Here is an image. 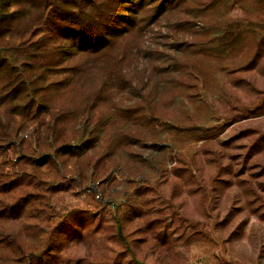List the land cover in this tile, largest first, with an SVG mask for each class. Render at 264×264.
I'll return each instance as SVG.
<instances>
[{
	"label": "rangeland",
	"instance_id": "obj_1",
	"mask_svg": "<svg viewBox=\"0 0 264 264\" xmlns=\"http://www.w3.org/2000/svg\"><path fill=\"white\" fill-rule=\"evenodd\" d=\"M0 264H264V0H0Z\"/></svg>",
	"mask_w": 264,
	"mask_h": 264
},
{
	"label": "trees",
	"instance_id": "obj_2",
	"mask_svg": "<svg viewBox=\"0 0 264 264\" xmlns=\"http://www.w3.org/2000/svg\"><path fill=\"white\" fill-rule=\"evenodd\" d=\"M33 1H35V2H41V3H43L44 2V0H33ZM82 3H84V6H88V4L86 3V1L85 2H82ZM170 3V2H169ZM85 13V12H84ZM83 13V14H84ZM251 26H254L253 24H251ZM92 30H94V32H92ZM91 32L92 33H99L100 32V30H98V29H91Z\"/></svg>",
	"mask_w": 264,
	"mask_h": 264
},
{
	"label": "built area",
	"instance_id": "obj_3",
	"mask_svg": "<svg viewBox=\"0 0 264 264\" xmlns=\"http://www.w3.org/2000/svg\"><path fill=\"white\" fill-rule=\"evenodd\" d=\"M95 198H100V194L99 193H95Z\"/></svg>",
	"mask_w": 264,
	"mask_h": 264
}]
</instances>
